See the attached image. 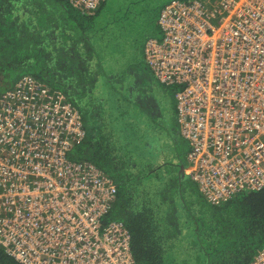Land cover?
I'll return each mask as SVG.
<instances>
[{
    "label": "built area",
    "instance_id": "2783aa9c",
    "mask_svg": "<svg viewBox=\"0 0 264 264\" xmlns=\"http://www.w3.org/2000/svg\"><path fill=\"white\" fill-rule=\"evenodd\" d=\"M91 14L105 0H68ZM145 58L177 88L189 174L211 202L264 188V0H171ZM80 110L33 76L0 93V249L20 264H138L114 179L70 158ZM250 264H264V246Z\"/></svg>",
    "mask_w": 264,
    "mask_h": 264
},
{
    "label": "trees",
    "instance_id": "16d2710c",
    "mask_svg": "<svg viewBox=\"0 0 264 264\" xmlns=\"http://www.w3.org/2000/svg\"><path fill=\"white\" fill-rule=\"evenodd\" d=\"M127 1L128 6L135 4ZM105 2L85 14L68 0H0V76L8 80L0 93L30 75L63 92L80 110L87 135L72 148L70 158L96 163L114 179L118 193L105 222L126 225L138 264H250L264 246V188L214 203L182 185L183 167L173 160L177 155L164 157L165 144L176 136L182 139L181 128L179 133L169 128L161 132V118L160 129L154 125L157 114L146 98L154 92L145 91L140 67L117 63L116 75L100 79L97 73L95 66L116 65L115 59L104 58L103 43L91 42L94 19ZM117 14L108 13L110 21ZM132 14L130 9L122 13L120 22ZM135 51L140 52L139 46L133 50L137 55ZM13 70L19 73L7 76ZM164 85L173 91L174 86ZM140 101L146 113L140 112ZM148 114L150 135L145 136L137 118ZM0 264L20 263L0 249Z\"/></svg>",
    "mask_w": 264,
    "mask_h": 264
},
{
    "label": "rangeland",
    "instance_id": "374dc122",
    "mask_svg": "<svg viewBox=\"0 0 264 264\" xmlns=\"http://www.w3.org/2000/svg\"><path fill=\"white\" fill-rule=\"evenodd\" d=\"M168 1L169 0H133L135 4H133V6L131 7L128 6L129 1L127 0H106L97 17L94 19L92 30L94 29L95 32H93L94 37L92 38L91 42L93 43V41H95L96 45L102 43L104 44L101 47V50L103 51V53L106 51L104 55L106 61L108 60L109 62H112L111 60H116L115 67L111 66L110 63L108 68L95 66L97 68L96 70L100 69L97 72L100 74V79L108 76L109 73L116 75L117 71L115 69L117 63H119L121 66L126 65L127 63H136V65H138L141 69L139 74L140 81H142V84L144 86H147L146 88H144L145 91L148 90L154 92L153 94H151V96H146V98H151L152 105L150 103V106L158 116V118L156 116V118L153 120L154 125L156 123L159 128V125L161 124L159 118H161L163 122L161 132H165L166 129L169 128L179 133L180 124L177 111V99L175 97L176 88L172 87V91L156 77L154 72L148 67L144 55L145 44L148 42V40L153 37H158L159 39H161L162 37V30L159 25V15L163 6ZM129 9L135 14H132L128 21L124 23L120 22L122 13L129 14ZM117 12L121 14H117ZM108 13H116L117 16L114 18V20L110 21ZM65 23L70 25L69 22L65 21ZM97 28L98 30H96ZM136 45L139 46L140 49V52L135 51L137 55L133 53ZM1 63H3L2 59H0V64ZM118 68L119 66H117V69ZM91 69L93 68L91 67ZM17 73L19 72L13 70L12 72H9V74H6L9 77H13ZM7 81V78H5L3 75L0 76V89L4 87L1 85H3V83ZM138 96V92H136L134 94V98H138ZM147 102L149 104L150 101L147 100ZM140 106V112L146 113L147 109L146 107H144L141 101ZM149 115L150 114H148L147 117L139 115L137 118V122L140 125L141 130H144L145 136L150 135V131H146L147 124H149V119H152V117L150 118ZM147 139L149 141H153L151 137H148ZM165 146V158H173L177 155V157L173 159L175 164L181 163L182 167L189 166V161L187 159V152L190 151L189 141H187L183 137L181 139L176 136L174 137V141L168 142V145L165 144ZM175 170L179 171L177 166L175 167ZM180 174L181 175L179 181L182 183V185L186 184L199 192L198 185L191 179L189 173L186 170L184 171L183 169H181ZM150 182L152 183L151 179ZM171 183L172 180L170 179V177H168V181H166L165 184L169 185ZM185 230L186 229H184V231ZM175 234H177L176 229Z\"/></svg>",
    "mask_w": 264,
    "mask_h": 264
},
{
    "label": "crops",
    "instance_id": "0c3cea01",
    "mask_svg": "<svg viewBox=\"0 0 264 264\" xmlns=\"http://www.w3.org/2000/svg\"><path fill=\"white\" fill-rule=\"evenodd\" d=\"M175 97H176V95H175ZM188 153V152H187ZM183 170L185 171H187L188 173H189V171H190V167L189 166H186V167H183ZM190 175V174H189ZM191 177V176H190ZM192 179V178H191ZM198 185V184H197ZM199 187V186H198ZM199 192L201 193V191H200V188H199ZM202 194V193H201Z\"/></svg>",
    "mask_w": 264,
    "mask_h": 264
},
{
    "label": "water",
    "instance_id": "95a60500",
    "mask_svg": "<svg viewBox=\"0 0 264 264\" xmlns=\"http://www.w3.org/2000/svg\"><path fill=\"white\" fill-rule=\"evenodd\" d=\"M183 169V168H182Z\"/></svg>",
    "mask_w": 264,
    "mask_h": 264
}]
</instances>
